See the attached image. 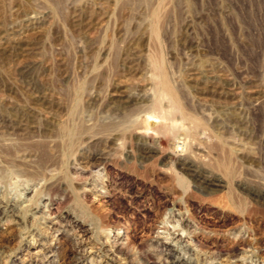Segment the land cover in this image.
<instances>
[{
    "label": "rangeland",
    "instance_id": "1",
    "mask_svg": "<svg viewBox=\"0 0 264 264\" xmlns=\"http://www.w3.org/2000/svg\"><path fill=\"white\" fill-rule=\"evenodd\" d=\"M0 264H264V0H0Z\"/></svg>",
    "mask_w": 264,
    "mask_h": 264
},
{
    "label": "bare ground",
    "instance_id": "2",
    "mask_svg": "<svg viewBox=\"0 0 264 264\" xmlns=\"http://www.w3.org/2000/svg\"><path fill=\"white\" fill-rule=\"evenodd\" d=\"M11 125V124H10ZM15 129V128H14ZM97 138V137H96ZM113 139V138H112ZM25 146V145H24ZM43 147V146H42ZM22 149V148H21ZM102 156H100L99 158H101ZM103 159V158H102ZM92 163V162H91ZM195 171V170H194ZM32 176V175H31ZM216 180V179H215ZM207 187L209 188V190H213V191H217L219 189V187H223L222 183L217 180V181H211L209 184H207ZM65 249H63L62 252V258L63 259H67L68 257H70L72 254H74V248L73 247H64Z\"/></svg>",
    "mask_w": 264,
    "mask_h": 264
}]
</instances>
